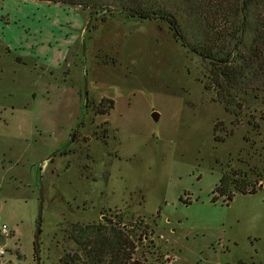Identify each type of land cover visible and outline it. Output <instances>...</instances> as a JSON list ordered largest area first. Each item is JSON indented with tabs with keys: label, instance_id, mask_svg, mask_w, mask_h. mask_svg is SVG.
Listing matches in <instances>:
<instances>
[{
	"label": "rangeland",
	"instance_id": "1",
	"mask_svg": "<svg viewBox=\"0 0 264 264\" xmlns=\"http://www.w3.org/2000/svg\"><path fill=\"white\" fill-rule=\"evenodd\" d=\"M146 1L187 21L181 0ZM114 13L86 30L88 9L0 0V264H36L40 180L39 264L74 250L71 225L115 216L147 234L143 264H264V96L234 116L168 24ZM223 175L258 190L213 202Z\"/></svg>",
	"mask_w": 264,
	"mask_h": 264
},
{
	"label": "trees",
	"instance_id": "2",
	"mask_svg": "<svg viewBox=\"0 0 264 264\" xmlns=\"http://www.w3.org/2000/svg\"><path fill=\"white\" fill-rule=\"evenodd\" d=\"M34 1L81 7L95 15L113 16L117 11L139 20H161L169 25L182 47L207 64L205 89L214 91L231 114H241L247 97L264 96V0H181L180 6L187 17L184 25L165 9L150 7L146 0ZM113 3L120 8L112 9ZM191 19L199 35L189 41L186 31L191 28L187 25ZM106 103L109 107L97 111L98 115L113 109V101ZM236 180L232 175H223L212 192V201L224 198V203H228L235 193L257 192L255 183L246 180L236 183ZM122 225L121 218L116 216L101 223L71 225L68 238L75 248L64 254L58 264H143L133 255L137 243L147 240V234L132 228L129 237L122 232Z\"/></svg>",
	"mask_w": 264,
	"mask_h": 264
},
{
	"label": "water",
	"instance_id": "3",
	"mask_svg": "<svg viewBox=\"0 0 264 264\" xmlns=\"http://www.w3.org/2000/svg\"><path fill=\"white\" fill-rule=\"evenodd\" d=\"M95 14H92L87 22L86 25V30L89 28L91 21L93 19V16ZM82 55H85V41L83 40L82 42ZM83 66H85V60L83 61ZM83 95H84V100L87 103L88 100V90H87V76L86 74H84V78H83ZM86 108V105H85ZM159 114L157 112H153L151 114V119L153 120V122L157 123L159 121ZM79 128V124L76 125V127L74 128L69 142L68 144H70L73 141V137L75 135V133L77 132ZM54 154V153H53ZM52 155L49 156V158H51ZM48 158V159H49ZM40 186H39V201H38V211H37V218H36V229H35V235H34V249H35V261L36 264H39V237L41 234V225H42V212H43V203H44V199H43V186L40 180Z\"/></svg>",
	"mask_w": 264,
	"mask_h": 264
},
{
	"label": "built area",
	"instance_id": "4",
	"mask_svg": "<svg viewBox=\"0 0 264 264\" xmlns=\"http://www.w3.org/2000/svg\"><path fill=\"white\" fill-rule=\"evenodd\" d=\"M1 232L3 234L7 233V227L5 225L2 226ZM5 253H6L5 249L2 246H0V261L2 260Z\"/></svg>",
	"mask_w": 264,
	"mask_h": 264
}]
</instances>
